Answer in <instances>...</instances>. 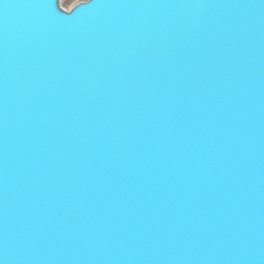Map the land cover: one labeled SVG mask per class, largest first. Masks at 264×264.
I'll return each mask as SVG.
<instances>
[{
	"label": "water",
	"instance_id": "obj_1",
	"mask_svg": "<svg viewBox=\"0 0 264 264\" xmlns=\"http://www.w3.org/2000/svg\"><path fill=\"white\" fill-rule=\"evenodd\" d=\"M0 264H264V0H0Z\"/></svg>",
	"mask_w": 264,
	"mask_h": 264
},
{
	"label": "rangeland",
	"instance_id": "obj_2",
	"mask_svg": "<svg viewBox=\"0 0 264 264\" xmlns=\"http://www.w3.org/2000/svg\"><path fill=\"white\" fill-rule=\"evenodd\" d=\"M76 1L78 0H61V3L64 7H69Z\"/></svg>",
	"mask_w": 264,
	"mask_h": 264
}]
</instances>
